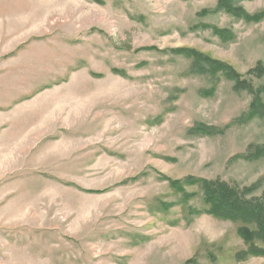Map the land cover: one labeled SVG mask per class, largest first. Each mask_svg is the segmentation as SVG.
<instances>
[{"label":"rangeland","instance_id":"rangeland-1","mask_svg":"<svg viewBox=\"0 0 264 264\" xmlns=\"http://www.w3.org/2000/svg\"><path fill=\"white\" fill-rule=\"evenodd\" d=\"M219 1L0 0V264H264L185 181L264 192V158L240 157L264 145V116L237 121L251 95L175 51L264 86V16Z\"/></svg>","mask_w":264,"mask_h":264},{"label":"trees","instance_id":"trees-1","mask_svg":"<svg viewBox=\"0 0 264 264\" xmlns=\"http://www.w3.org/2000/svg\"><path fill=\"white\" fill-rule=\"evenodd\" d=\"M218 8L232 13L237 17L246 20H259L264 16V10L250 15L241 7H236L232 0H220ZM190 59V70L194 73L207 74L216 77L219 72L229 79L233 88L237 91L244 90L251 95L248 111L241 115L237 121L248 120L254 115L264 116V103L261 94L264 93V86L254 87L252 83L241 73L236 71L231 65L223 61L213 59L203 53L190 48L177 49ZM248 76L260 78L264 76V65L257 62L247 72ZM202 134H213L216 130L212 127L199 124L195 128ZM243 159L264 158V145L250 146L246 154L240 155ZM189 184L196 183L201 190L204 203L208 205L207 213L232 221H240L254 228L244 225L237 230L238 235L249 244L247 252L252 255L264 253V249L253 244V240L264 243V192L260 196H252L249 193L255 189V185L238 187L221 179H205L186 177ZM171 186L181 192L182 200L185 201L190 194L186 193L180 182L172 181ZM244 251L241 252L243 255Z\"/></svg>","mask_w":264,"mask_h":264}]
</instances>
